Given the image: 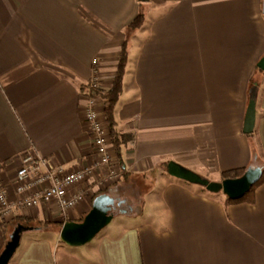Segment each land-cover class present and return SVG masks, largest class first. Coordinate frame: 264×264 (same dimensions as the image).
<instances>
[{"label": "crops", "instance_id": "0c3cea01", "mask_svg": "<svg viewBox=\"0 0 264 264\" xmlns=\"http://www.w3.org/2000/svg\"><path fill=\"white\" fill-rule=\"evenodd\" d=\"M263 8L264 0H0V184L8 200H16L14 173L28 150L68 171L92 163L86 85L96 77L110 88L123 45L114 118L131 137L117 160L121 180L101 187L88 176L87 198L68 217L42 205L10 213L0 252L18 224L29 220L31 229L9 264H264V182L252 202L228 203L165 168L172 161L220 181L223 172L264 166V75L256 70ZM139 13L142 27L129 30ZM100 194L125 213L88 244L65 245L63 224L80 222Z\"/></svg>", "mask_w": 264, "mask_h": 264}, {"label": "built area", "instance_id": "2783aa9c", "mask_svg": "<svg viewBox=\"0 0 264 264\" xmlns=\"http://www.w3.org/2000/svg\"><path fill=\"white\" fill-rule=\"evenodd\" d=\"M92 64L95 65L96 61ZM88 85L94 92L107 91L96 77ZM99 105L102 106L101 99L91 95L81 107L84 129L94 158L92 163L88 167L68 171L49 158L26 151L14 173V202L8 200V188L0 184V224L14 209H33L41 205L53 207L68 217L87 198L88 188L84 183L88 176L95 173L101 187L121 180L123 171L113 152L109 127Z\"/></svg>", "mask_w": 264, "mask_h": 264}, {"label": "water", "instance_id": "95a60500", "mask_svg": "<svg viewBox=\"0 0 264 264\" xmlns=\"http://www.w3.org/2000/svg\"><path fill=\"white\" fill-rule=\"evenodd\" d=\"M146 2L148 0H139ZM264 13V8H263ZM257 68L264 73V55L257 63ZM255 124V99L252 97L247 105L243 133L249 135L253 132ZM169 176L203 188L211 194H222L226 199L238 201L248 194L251 188L261 179L263 169L261 167L247 168L238 178H229L221 181H210L175 162L166 164ZM121 202L115 201L107 194L96 196L89 212L80 222H66L60 231V240L69 247H82L88 244L102 229H104L117 213H125V210H116ZM29 227L17 225L8 242L0 252V264H9L19 245L20 236L23 232L30 230Z\"/></svg>", "mask_w": 264, "mask_h": 264}, {"label": "trees", "instance_id": "16d2710c", "mask_svg": "<svg viewBox=\"0 0 264 264\" xmlns=\"http://www.w3.org/2000/svg\"><path fill=\"white\" fill-rule=\"evenodd\" d=\"M143 21H144L143 16L142 14L139 13L134 18V20L129 24L128 29L131 31L140 29L143 25ZM126 66H127V52H126V45H123L118 59L116 74L112 79L110 88L106 92H96V91L94 92L92 89H90L89 85H86V89L89 96L92 95L101 99L102 107H103V115L105 118V122L109 127L113 152L117 160H119V163H120L121 150L123 146H125L127 143L131 141V137L129 135H124L119 133V131L116 128V121L114 118L115 107L118 103L119 97L123 92V79L126 72ZM256 70L257 72L260 73V75H264V73L260 69L257 68ZM253 82L254 80L251 83L252 86L255 84V83L253 84ZM262 169H263V175L261 179L251 188L248 194H246L242 199L238 201H231L227 199V202L228 203L252 202L255 189L264 182V168ZM244 171L245 169H238V170L223 172L221 173L220 181L229 178H238L244 173ZM29 222H30L29 220H26L23 224H18V225H21L23 227H28ZM0 225L6 227L5 223H1ZM8 239L6 238L5 244L8 242Z\"/></svg>", "mask_w": 264, "mask_h": 264}, {"label": "rangeland", "instance_id": "374dc122", "mask_svg": "<svg viewBox=\"0 0 264 264\" xmlns=\"http://www.w3.org/2000/svg\"><path fill=\"white\" fill-rule=\"evenodd\" d=\"M254 80V79H253ZM254 82H255V80H254ZM254 82H253V84H254ZM256 86V85H255ZM254 85H253V87H255ZM257 166H262V165H257ZM261 168H264V166H262ZM115 184V183H114Z\"/></svg>", "mask_w": 264, "mask_h": 264}, {"label": "flooded vegetation", "instance_id": "af4514ba", "mask_svg": "<svg viewBox=\"0 0 264 264\" xmlns=\"http://www.w3.org/2000/svg\"><path fill=\"white\" fill-rule=\"evenodd\" d=\"M120 208H121V206H120V207H118L117 209H115V211H116V210H119Z\"/></svg>", "mask_w": 264, "mask_h": 264}]
</instances>
